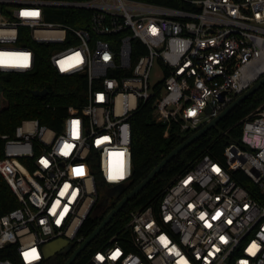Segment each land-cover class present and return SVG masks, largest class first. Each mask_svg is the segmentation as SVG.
Instances as JSON below:
<instances>
[{
    "label": "built area",
    "instance_id": "1",
    "mask_svg": "<svg viewBox=\"0 0 264 264\" xmlns=\"http://www.w3.org/2000/svg\"><path fill=\"white\" fill-rule=\"evenodd\" d=\"M178 1L0 0V74L35 70L48 48L60 74L87 79L86 101L68 106L60 129L30 117L2 134L0 172L20 205L0 214V249L16 245L25 264H40L48 241L85 240L79 230L100 198L132 181L131 118L142 104L152 100L169 127L198 128L264 76V0ZM5 106L0 82V114ZM242 123L241 143L224 160L198 158L157 209L131 211L130 237L112 236L86 264H264V102Z\"/></svg>",
    "mask_w": 264,
    "mask_h": 264
},
{
    "label": "trees",
    "instance_id": "2",
    "mask_svg": "<svg viewBox=\"0 0 264 264\" xmlns=\"http://www.w3.org/2000/svg\"><path fill=\"white\" fill-rule=\"evenodd\" d=\"M164 4L183 5L178 0H145ZM56 18L50 16V19ZM60 18V17H59ZM62 20L79 24L77 20L65 15ZM47 47V46H45ZM50 49L44 48L39 52V64L30 72H3L0 82L5 95L6 106L0 114V157L4 156L3 133H14L18 123L25 118L38 117L42 123L54 128H61L62 119L68 113L69 105L80 106L86 101L87 79L84 75H62L48 60ZM47 88L46 97L34 94L35 89ZM50 106H47V103ZM264 102V84L243 102L228 113L216 126L182 150L169 161L134 198L111 219L102 231L78 255L73 264H86L88 258L98 248L108 244L109 239L117 235L119 238L130 237L131 230L127 223L131 211L152 205L158 208L166 187L180 174L191 168L195 161L204 154H211L217 159L224 160L225 148L231 143H241L243 129L242 119ZM133 126L132 153L134 174L131 183L120 197L110 198L109 204H104L100 198V207L90 214L81 226L78 235L87 237L105 218L116 203L137 184H139L176 146L189 135L198 130L190 128L182 130L181 124L174 122L170 127L168 122L157 121L154 116L153 101L142 104L131 118ZM169 128V129H168ZM168 130V131H167ZM233 177L245 185L251 195L261 198L259 186L242 170H231ZM102 183V182H101ZM20 201L0 172V214H5L18 207ZM60 252L40 264H64L74 252ZM0 257L11 258L18 264H25L19 257L17 247L7 244L0 249Z\"/></svg>",
    "mask_w": 264,
    "mask_h": 264
},
{
    "label": "water",
    "instance_id": "3",
    "mask_svg": "<svg viewBox=\"0 0 264 264\" xmlns=\"http://www.w3.org/2000/svg\"><path fill=\"white\" fill-rule=\"evenodd\" d=\"M264 84V76H262L258 81L252 84L246 91L239 94L233 102H231L225 109H223L217 116L213 117L211 120L202 125L198 130L189 135L184 141H182L178 146H176L165 158L154 167V169L132 190L125 194L116 205L107 213L105 218L101 223L95 228V230L88 235L85 240L74 250V252L67 258L64 264H73L78 255L90 244V242L102 231V229L111 221V219L125 206V204L134 198L154 177L158 172L176 155H178L182 150L188 147L191 143L196 141L199 137L205 134L212 127L216 126L228 113H230L237 105L243 102L250 95L254 94L262 85ZM49 90L47 88L35 89L34 94L37 96L44 97L48 94ZM212 105L207 108V112H210ZM125 191L123 184H116L111 187L105 196L103 203L108 204L110 197H120ZM74 244L70 242L68 238L58 237L53 240L48 241L44 246V257L45 259H50L54 255L60 252L70 251Z\"/></svg>",
    "mask_w": 264,
    "mask_h": 264
},
{
    "label": "snow or ice",
    "instance_id": "4",
    "mask_svg": "<svg viewBox=\"0 0 264 264\" xmlns=\"http://www.w3.org/2000/svg\"><path fill=\"white\" fill-rule=\"evenodd\" d=\"M23 14H24V15H33V16H34V15H38V12H37V11H24ZM74 123L78 125L79 121H75ZM77 134H78V133H77ZM104 139H107V137H105ZM216 170L219 171L218 168H217ZM221 239H225V238H224V237H221ZM253 245H254L255 247H259L258 245H255V242H253ZM252 250H253L252 248H249V249H248V251H250V252H251ZM118 254H119V249H117L116 252H113V253H112V256H113V257H116ZM98 258H99L100 260H104V259H105L103 255H99ZM245 264H246V262H245Z\"/></svg>",
    "mask_w": 264,
    "mask_h": 264
},
{
    "label": "rangeland",
    "instance_id": "5",
    "mask_svg": "<svg viewBox=\"0 0 264 264\" xmlns=\"http://www.w3.org/2000/svg\"><path fill=\"white\" fill-rule=\"evenodd\" d=\"M161 76V71L156 67L155 72L153 73V80H157ZM114 198V197H112Z\"/></svg>",
    "mask_w": 264,
    "mask_h": 264
},
{
    "label": "flooded vegetation",
    "instance_id": "6",
    "mask_svg": "<svg viewBox=\"0 0 264 264\" xmlns=\"http://www.w3.org/2000/svg\"><path fill=\"white\" fill-rule=\"evenodd\" d=\"M110 198H112V197H110ZM108 204H109V203H108ZM108 204H107V205H108Z\"/></svg>",
    "mask_w": 264,
    "mask_h": 264
}]
</instances>
